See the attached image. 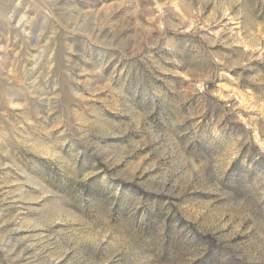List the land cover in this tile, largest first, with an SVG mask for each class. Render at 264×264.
Here are the masks:
<instances>
[{"label":"rangeland","instance_id":"rangeland-1","mask_svg":"<svg viewBox=\"0 0 264 264\" xmlns=\"http://www.w3.org/2000/svg\"><path fill=\"white\" fill-rule=\"evenodd\" d=\"M0 264H264V0H0Z\"/></svg>","mask_w":264,"mask_h":264}]
</instances>
